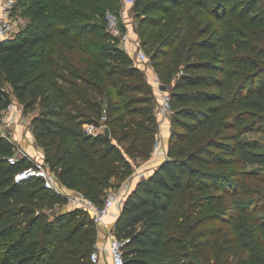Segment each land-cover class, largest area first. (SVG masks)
Masks as SVG:
<instances>
[{
	"label": "trees",
	"instance_id": "trees-1",
	"mask_svg": "<svg viewBox=\"0 0 264 264\" xmlns=\"http://www.w3.org/2000/svg\"><path fill=\"white\" fill-rule=\"evenodd\" d=\"M25 2L29 24L0 41V111L11 104L6 84L27 107L39 83L48 82L46 90L58 91L62 102L48 111L61 118L41 145L45 166L65 187L102 204L109 189L132 175L128 153L151 156L158 125L151 84L107 29L106 11L119 14L121 0ZM133 9L141 18L139 34L154 69L170 88L173 130L168 158L128 193L116 235L124 242L125 264H183L170 233L207 221L202 215L193 218L200 207L194 195L210 190L215 196L227 194L233 184V172L227 170L231 162L264 165V153L248 149L241 139L264 127V112L244 110L256 95L264 97V4L135 0ZM207 15L211 20L199 25L196 18ZM173 17L170 30L150 50L151 29ZM228 23L249 33L230 39ZM238 47L244 52H237ZM72 49L89 55L92 68L77 65ZM93 73L108 79L110 90ZM244 119L248 122L241 126ZM86 125H105V130L90 133ZM123 125L127 130L119 135ZM44 135L46 131H38L37 140ZM33 166L28 157L16 154V145L0 129V264H95L91 253L97 226L91 214L75 207L51 218L49 211L67 205L69 198L48 187L43 177L16 180ZM208 231L196 234L201 253L219 245L237 255V263L246 262L227 233L212 240Z\"/></svg>",
	"mask_w": 264,
	"mask_h": 264
},
{
	"label": "rangeland",
	"instance_id": "rangeland-1",
	"mask_svg": "<svg viewBox=\"0 0 264 264\" xmlns=\"http://www.w3.org/2000/svg\"><path fill=\"white\" fill-rule=\"evenodd\" d=\"M125 1L121 0L120 13L122 14L123 30L129 33L131 42L128 44V48H125L121 43L120 46L128 52L136 65H140L144 69L145 72L142 71L145 78L151 84L155 99L158 100L159 94L161 91H164L161 88L164 83L154 69L153 60L148 48L144 46L141 40L139 34L141 30V18L134 11V4ZM25 4V0H18L16 9L18 32L24 29L30 22L25 13ZM263 4L264 0H261V6ZM174 20L175 17L171 18L161 28L151 29V32L154 34V43L150 47V50H153L161 38L170 30V25ZM196 20L199 25L204 26L211 20V17L207 15L203 19L197 17ZM228 25L232 30V32H229L230 39L241 40L243 39V34L248 32L244 27H235L232 23H228ZM132 45L134 48L131 47ZM55 48L56 45L52 46V54L55 53ZM140 48H143L148 56L146 61H141L137 57L136 50ZM236 51L239 53L244 52L239 47L236 48ZM69 54L77 65L84 68H92L91 57L89 55H82L75 49L69 50ZM237 66L242 70H245L246 67L245 64L240 63ZM47 68L48 66L44 67V69ZM148 70H151L152 76L148 73ZM91 76L99 82L103 80L106 90H110L108 79L95 73ZM47 85L48 82H42L33 89L34 94L28 98L30 102L28 107L17 99L9 84L5 85L11 97V104L8 108L0 111V129L16 145V154L18 156H24L25 153L22 146L26 145L27 142L31 143L34 140L36 144L41 146L48 139L46 137L48 130H55V123L61 118L60 115L51 114V111H48L49 109L57 108L62 99L59 97L58 91L53 89L46 90ZM166 91L170 92V88L168 87ZM244 110L253 112L256 115L262 114L264 112V97L256 95L253 99L246 102ZM247 122L248 120L244 119L240 121V124L243 126ZM84 128L90 133H96L104 131L105 125L100 126L98 129H92L88 125ZM126 130L127 125H123L119 135ZM172 130L171 119L163 123L162 130L158 123L155 140L157 134L162 132L163 146L157 154L152 152L150 157L138 156L134 153L127 154L132 163L133 172H146L158 165L163 147L168 146ZM38 131H46V135L39 140H37L36 136ZM30 134L33 135L31 137L32 140L28 136ZM113 139L117 141L116 137ZM241 139L248 149L264 153V127L245 133ZM122 146L125 147L124 144ZM227 170L233 172V184L230 185V190L227 194L215 196L213 195L214 192L210 190L198 192L194 195V202L200 207L192 213V216L193 218H197L200 215L206 216L207 221L203 225H198L195 222L192 227L186 224L180 230H171L170 234L172 238L176 239L175 251L182 256L181 263L183 264H242L237 263V255L225 252L219 245L211 250L205 249L201 253L196 247L199 242L196 234L204 228L209 229L206 236L212 240L220 238L223 234L227 233L233 240L237 254H243L244 258H246V262L243 264H264V165L236 160L229 164ZM47 172L52 176L53 172H50L49 169H47ZM66 208V206H59L55 210L49 211L51 218H54L57 213L65 211ZM189 226L192 228L190 231Z\"/></svg>",
	"mask_w": 264,
	"mask_h": 264
},
{
	"label": "built area",
	"instance_id": "built-area-1",
	"mask_svg": "<svg viewBox=\"0 0 264 264\" xmlns=\"http://www.w3.org/2000/svg\"><path fill=\"white\" fill-rule=\"evenodd\" d=\"M18 0H0V41L11 39L18 32L17 16H16V4ZM134 4L135 0H126ZM107 22V29L110 34L119 39V42L128 48V44L131 42L128 32L123 30L122 14L116 13L111 10H107L105 14ZM137 57L141 61H146L148 56L143 48L137 49ZM158 117V123L162 130V125L168 119H171L173 114L172 96L168 91H161L159 94L156 111ZM92 129H97L94 126H90ZM163 146L162 132L157 134V138L154 143L153 152L158 151ZM24 156L28 157L24 154ZM34 162L30 157H28ZM15 157H10V162H15ZM34 166L23 170L16 175V180L21 181L33 176L43 177L46 180V185L50 188L63 192L54 183L52 177L47 172L46 167L38 162H34ZM129 193L128 188L118 187L111 189L107 192V195L102 204H97L92 199L86 197L82 193H78L71 198L75 207H80L87 210L96 224L97 227L103 226L106 231V242L102 246L96 247L91 253V260L95 264H100L103 254L110 256L112 264H125L123 247L124 242L116 235V229L114 224L107 225L106 221L111 214L113 208L118 207L121 209L125 203L127 195Z\"/></svg>",
	"mask_w": 264,
	"mask_h": 264
},
{
	"label": "crops",
	"instance_id": "crops-1",
	"mask_svg": "<svg viewBox=\"0 0 264 264\" xmlns=\"http://www.w3.org/2000/svg\"><path fill=\"white\" fill-rule=\"evenodd\" d=\"M131 47L134 48L133 45ZM139 68L144 71V69L140 65H139ZM148 73L151 76L153 75L152 72H151V70H148ZM28 136L32 140L31 137L33 135L30 134ZM32 141H31V143L30 142H27L26 145L22 146V149L24 150L23 152L28 157H30L34 162L41 163V164H43L45 166V162H44V150H43V148L41 146H39L38 144H36V142H34V140H32ZM167 158H168V146L167 147H163L161 156L159 158L158 165L156 167H154L153 169H151L149 171L141 172V173H138L137 171H134L130 177L126 178L123 182H121V184H120L119 187L122 186L124 188H128V190L130 192L135 187V185L137 184V182L141 178L149 176L153 172V170L155 168H157L159 166V164L161 162H163ZM141 169H144V168H141ZM51 177H52L54 183L63 192V194L69 198V203L67 205H65L67 207L66 209L69 210L72 207H75L74 204H73V202H72V200H71V198L74 197L75 195H77L78 193H81V192H79L77 190H73V189H68L67 187H65L59 181V179L55 176L54 173L52 174ZM120 213H121V209H119L118 207L113 208L111 214L107 218V221H106L107 225H110V224H114L115 225L116 224V221H117V219H118V217L120 215ZM106 238H107V235H106V231H105L104 227L103 226L97 227V242H96V247H99V246H102L103 244H105ZM100 264H112V260H111L110 256H108L106 254H103Z\"/></svg>",
	"mask_w": 264,
	"mask_h": 264
},
{
	"label": "water",
	"instance_id": "water-1",
	"mask_svg": "<svg viewBox=\"0 0 264 264\" xmlns=\"http://www.w3.org/2000/svg\"><path fill=\"white\" fill-rule=\"evenodd\" d=\"M3 41H6V40H3ZM161 88H162L164 91H166V90H167V87H166V86H164V85H163ZM106 135H107V137H109V136H110V131H109V129H108V128L106 129Z\"/></svg>",
	"mask_w": 264,
	"mask_h": 264
}]
</instances>
